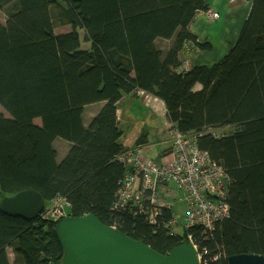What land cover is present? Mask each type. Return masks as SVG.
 I'll list each match as a JSON object with an SVG mask.
<instances>
[{
	"label": "trees",
	"instance_id": "1",
	"mask_svg": "<svg viewBox=\"0 0 264 264\" xmlns=\"http://www.w3.org/2000/svg\"><path fill=\"white\" fill-rule=\"evenodd\" d=\"M245 1L250 12L219 59L192 31L212 9L207 0H0V201L33 190L45 210L63 201L68 216L94 215L162 254L189 235L201 242V228L170 236L132 203L115 208L136 172L123 159L149 145L146 134L132 146L123 140L117 104L145 92L225 172L230 215L209 234L206 264L264 256V0ZM56 25L71 31L56 34ZM98 104L86 123L85 109ZM59 138L70 147L61 161ZM55 227L0 208V264H61Z\"/></svg>",
	"mask_w": 264,
	"mask_h": 264
},
{
	"label": "built area",
	"instance_id": "2",
	"mask_svg": "<svg viewBox=\"0 0 264 264\" xmlns=\"http://www.w3.org/2000/svg\"><path fill=\"white\" fill-rule=\"evenodd\" d=\"M203 15L209 24L219 19V13L213 9ZM139 96L148 98L149 95L139 92ZM173 132V150L160 162L150 158L145 160L139 152L125 156L123 160L133 166L136 172L127 178L121 188L115 208L125 209L132 203L150 225L161 226L170 236H175L180 216L177 218L173 214L172 219L167 220L165 213L174 210L169 198L181 192L186 205L184 229L201 228L204 235L201 242H197L192 235L187 241L197 250L200 263L206 264L210 253L205 243L210 239L209 234L214 233L217 224L230 215L225 172L208 152L198 148L197 135L191 138L177 130ZM138 180L139 188L134 191ZM66 207L65 202L58 200L46 208L42 217L57 223L68 217Z\"/></svg>",
	"mask_w": 264,
	"mask_h": 264
},
{
	"label": "water",
	"instance_id": "3",
	"mask_svg": "<svg viewBox=\"0 0 264 264\" xmlns=\"http://www.w3.org/2000/svg\"><path fill=\"white\" fill-rule=\"evenodd\" d=\"M46 207L42 194L25 190L0 201L1 210L13 217L34 220ZM55 235L63 249L61 264H201L189 241L162 254L122 231L103 224L94 215L68 216L56 223ZM228 264H264V256H232Z\"/></svg>",
	"mask_w": 264,
	"mask_h": 264
},
{
	"label": "rangeland",
	"instance_id": "4",
	"mask_svg": "<svg viewBox=\"0 0 264 264\" xmlns=\"http://www.w3.org/2000/svg\"><path fill=\"white\" fill-rule=\"evenodd\" d=\"M210 1L213 3L215 0H210ZM245 2H246L245 7L243 9H240L238 12L233 13L232 18L234 19L230 18V21L232 19V21L235 22L234 25H232L234 28L231 27L233 32L236 30H240L241 24L246 20L248 16V11L250 12L249 4L251 3L247 1ZM6 21H7L6 15L3 12H1L0 22L6 23ZM68 31H71V28L69 29L68 27L67 28L60 27L59 25H56V29H55L56 34H64V33H68ZM79 33H80L81 41H82V48L84 50H89L91 48V44L85 41L84 30L80 29ZM210 34H211V37L209 38V40L218 49L217 56L219 55V59H221L224 56H226L227 53L229 52L232 38L230 36L226 37L223 33L219 31L218 28L217 29L212 28V30H210ZM153 100L154 99L151 98V95H149L148 98L143 97L142 99L130 97V99H127V101H125L120 106V109L123 110V118H122V123H121L122 130H124V132L126 131L127 135L129 134L134 135L136 132H137V135H140V132L143 133L144 130H148V132L150 133L149 134L150 143L151 144L154 143L153 145L148 146V148L152 150V154L150 156L155 158L159 154L158 151L160 150L161 146L155 145L154 139L158 138L156 137L157 132L159 131L161 127L165 126V122H164V119H162L161 117L157 115L155 116L151 112V109L146 106V104H149V103L152 104ZM92 110L93 109H88L86 113L87 116H86L85 122H88L87 117H89V114L91 113ZM0 114L6 115V113L4 112L3 109H1V107H0ZM36 121L38 123L37 125H41L40 119ZM173 131H174V128L171 125L170 139L172 140V142H173V134H174ZM227 131H229V129H225L222 131L213 130L212 132L215 133L217 136H221V135L226 134ZM139 137L137 136L136 139H138ZM65 144L66 146L69 145L68 142L60 138L57 139V141L55 142L54 146L59 151V158H58L59 161H61L64 157L63 151L65 149ZM139 184H140V180L136 182L134 191H136L139 188ZM172 188L174 189V187ZM180 196H182V193L178 192L176 197L173 196L169 198V201L175 204L174 210H173L174 215L177 218L180 216V218L178 219V227L176 228V233L184 235L183 225L185 222L184 219L186 217V205L182 200L180 201ZM9 253H10L11 261L14 262V256H13L12 251L10 250Z\"/></svg>",
	"mask_w": 264,
	"mask_h": 264
},
{
	"label": "crops",
	"instance_id": "5",
	"mask_svg": "<svg viewBox=\"0 0 264 264\" xmlns=\"http://www.w3.org/2000/svg\"><path fill=\"white\" fill-rule=\"evenodd\" d=\"M209 1L210 0H207L210 7L213 10L218 11L220 13V19L217 22H215L213 25H210L209 23H207L204 15L202 13L201 15L197 16V19L193 23L192 31L195 34L199 35V37L201 39L205 40L207 38L208 41H210L209 40V38L211 37L210 30H212V28H215V29L218 28L219 31L221 33H223L226 37L230 36L231 38H233L238 32V30L233 32L232 28H231V27H233L232 25H234V23H235L234 21H232V19H234V18H232L233 13L238 12L240 9H243L245 7V3H246L245 0H215L213 3L211 1L210 2ZM230 18H232L231 21H230ZM161 45L165 46V48L166 47L168 48L169 43H162ZM130 97H132V96L123 97V99L117 104V108H118L117 114H118L119 126L121 129H122L121 123H122V118H123V110L120 109V106L125 101H127V99H130ZM132 98L142 99L143 97L141 98L138 95V97H132ZM151 98L154 99L152 104L149 103V104H146V106L151 109V112L155 116L157 115V116L161 117L162 119H164V122H165V126L161 127L159 129V131L157 132L156 137H158V138L154 139L155 145L161 146L160 150L158 151L159 154L157 155V157L154 158V157L150 156L152 154V150H150V148H148V146L153 145L154 143L153 144L150 143V139H149L150 133L148 132V130H144L143 133L140 132V135H137V132L134 135H130V134L127 135L126 131L125 132H124V130H122V131H123V140H125L127 142V144L131 145V146L134 144V142H136L144 134H146V137L149 141V145L145 148L138 150V152L143 159L146 160V159L152 158L155 162H158L160 160V158L162 159L161 156L166 157V155H168L170 153L171 148L173 146V142L170 139L171 124H170L168 117H167V110H166L165 104L163 101H161L160 99H158L154 96H151ZM102 106H103V104H98V105H94L91 107H87L85 109L84 121L86 120V116H87L86 113H87L88 109H93L91 111V113L89 114V117H87L88 122H90V120L95 116L96 113H98V111L102 108ZM93 107H95V108H93ZM137 136L138 137L140 136V137L138 139H136ZM69 149H70L69 145L66 146V144H65V149L63 151V154L64 155L67 154ZM176 195H177L176 193L173 194V196H175V197H176ZM181 197L183 198V194H182V196H180V201L182 200ZM174 206H175V204H174Z\"/></svg>",
	"mask_w": 264,
	"mask_h": 264
}]
</instances>
